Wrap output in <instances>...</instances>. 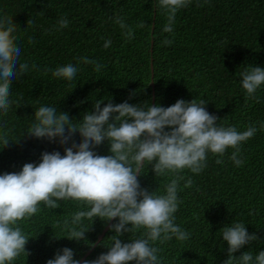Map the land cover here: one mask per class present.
Listing matches in <instances>:
<instances>
[{
  "label": "trees",
  "instance_id": "16d2710c",
  "mask_svg": "<svg viewBox=\"0 0 264 264\" xmlns=\"http://www.w3.org/2000/svg\"><path fill=\"white\" fill-rule=\"evenodd\" d=\"M2 16L19 27L14 35L21 62H28L30 67L35 64L37 70L12 81L11 98L20 103L6 116L0 114V130L11 129L14 140L22 137L3 150L0 145V174L19 172L25 163L38 164L44 152L58 151L63 156L73 141L80 143L79 133L66 145L28 137L29 120L42 105L55 106L79 121L81 114L92 111L93 103L100 99H104L101 108L110 99L114 105L127 101L153 106L154 97V106L164 108L180 99H202L206 110L224 127L244 131L250 124L259 129L264 122V86L255 94L259 102L248 99L237 75L247 65L264 68V0H191L176 13L172 33L163 32L167 12L159 7L158 0H0ZM62 16L67 17L69 26L54 31ZM116 17H123L133 29L132 39L124 36ZM28 20L32 23L27 24ZM141 22L144 27L138 28ZM106 39L111 40L107 49L103 47ZM165 39L171 44L165 45ZM84 56L104 67L95 72L92 65L80 64L82 70L70 82L54 78L51 72L45 74L46 68L77 65L78 58ZM93 150L98 155L110 154L107 141ZM231 154L232 149L222 158L208 153L207 167L199 175L188 169L181 173L186 179L191 177L193 184L184 188V181L180 183L178 197L182 203L175 213V224L191 235L183 242L175 238L157 242L162 264H224L228 245L220 230L235 219L243 221L248 233L259 238L235 256L264 251V130L241 145V166L229 159ZM218 158L223 159L222 164L216 163ZM141 174V188L158 190L161 195L172 178L156 177L152 165L145 166ZM60 204L61 208L52 212L41 205L39 213L21 224L32 238L26 245L30 255L21 256L14 264H46L64 248L72 249L74 259L80 260L93 247L108 222L96 219L84 241L54 239V234L57 238L67 235L57 224L62 225L79 207L73 201ZM110 228L85 260L108 251L101 245L111 243L108 238L114 233ZM128 237L122 236V242H129Z\"/></svg>",
  "mask_w": 264,
  "mask_h": 264
},
{
  "label": "clouds",
  "instance_id": "9594fccd",
  "mask_svg": "<svg viewBox=\"0 0 264 264\" xmlns=\"http://www.w3.org/2000/svg\"><path fill=\"white\" fill-rule=\"evenodd\" d=\"M190 3L191 0H158L159 7L167 12L163 32H173L176 13ZM31 23L28 20L27 24ZM115 23L127 39L133 38V29L123 17H116ZM68 26L69 20L62 16L53 30ZM137 27L143 28L144 23ZM18 28L11 18L0 17V114L4 116L14 104L20 103L11 98L12 81L37 70L35 64L30 67L28 62H21V49L14 35ZM32 42L29 38V43ZM163 43L167 45L171 41L165 39ZM110 45L111 40L106 39L103 47L107 49ZM80 64L92 65L95 72L104 67L84 56L78 58L77 65L69 63L44 71L70 82L82 70ZM237 75L247 98L259 102L255 94L264 86V68L247 65ZM108 101L101 108L104 99L96 100L93 110L82 113L79 121L70 119L68 113L59 112L55 106L42 105L34 110V118L29 120L25 131L28 137L58 140L66 145L79 133L81 141L79 144L73 141L63 156L58 151L44 152L38 164L25 163L19 172L0 174V264H14L21 256L30 255L26 245L32 238L21 224L39 213L41 205L52 212L61 208V201H73L79 207L62 225L57 224L67 235L57 238L54 234V239L84 241L96 219L105 223L117 221L110 228L114 233L108 238L111 243L101 245L108 251L83 264H162L157 242L163 244L173 238L183 242L191 235L175 224V213L182 203L178 197L182 191L180 183L184 181V188L193 184L191 177L186 179L181 174L183 170L199 175L207 167L208 153L222 158L228 149H232L229 159L239 167L243 163L241 145L258 130H264V122L259 124V129L250 124L244 131H238L236 126L219 125L218 117L206 110L207 103L202 99L190 102L180 99L167 108L147 102L131 105L125 101L114 105L111 99ZM10 132L11 129L0 130L2 150L22 138L12 139ZM105 141L110 154L98 155L93 149ZM216 163L222 164L223 159L218 158ZM148 165H152L156 177L171 175L165 194L141 188L138 175ZM137 233L141 234L137 236ZM125 234H129L126 243L121 240ZM220 234L228 245L224 264H264V251L257 254L246 251L235 256L245 245L259 239L248 233L243 221L235 219ZM46 264L81 262L74 259L72 249L64 248Z\"/></svg>",
  "mask_w": 264,
  "mask_h": 264
},
{
  "label": "water",
  "instance_id": "95a60500",
  "mask_svg": "<svg viewBox=\"0 0 264 264\" xmlns=\"http://www.w3.org/2000/svg\"><path fill=\"white\" fill-rule=\"evenodd\" d=\"M152 29H153V27H152ZM151 49H152V46H151ZM150 66H151V73H152V75H151V86L153 87V81H152V79H153V65H152V61H151ZM152 104L154 106V97H153ZM112 223H113V220L108 222V224L105 226V228L102 230V232L98 236V238H97L96 242L94 243L93 247L80 259L81 264L87 258V256H89V254L92 252V250L95 248V246L98 245L99 242H101V240L103 239L105 233L108 231V229L112 225Z\"/></svg>",
  "mask_w": 264,
  "mask_h": 264
}]
</instances>
